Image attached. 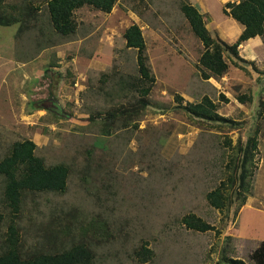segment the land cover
<instances>
[{"label": "rangeland", "instance_id": "1", "mask_svg": "<svg viewBox=\"0 0 264 264\" xmlns=\"http://www.w3.org/2000/svg\"><path fill=\"white\" fill-rule=\"evenodd\" d=\"M31 1L41 8L37 28L21 33L18 24L0 25V159L12 143L30 138L47 165L66 163L72 171L64 193L25 194L17 219L21 249L59 250L75 240L92 250L93 264H217L227 247L253 263L256 243L226 239L236 229L243 198L237 184L223 211L206 195L233 171L227 163L237 158L236 146L257 127L264 130V121L252 127L247 120L202 121L178 107V93L190 94L191 102L203 91L214 95L199 66L203 43L182 0H117L110 13L85 5L75 11L78 28L70 36L53 28L47 0ZM204 1L219 19L222 0ZM133 23L142 27L157 83L133 124L120 122L105 134L106 114L137 100L136 91L121 88L139 74L137 50L123 36ZM55 102L63 104L61 112ZM220 107L233 119L242 111L226 102ZM247 107L259 112L261 103ZM4 185L0 175V243L11 218ZM190 212L216 230L187 228L182 218ZM144 241L154 251L146 263L134 256Z\"/></svg>", "mask_w": 264, "mask_h": 264}, {"label": "trees", "instance_id": "2", "mask_svg": "<svg viewBox=\"0 0 264 264\" xmlns=\"http://www.w3.org/2000/svg\"><path fill=\"white\" fill-rule=\"evenodd\" d=\"M116 2L117 0H47L46 3L48 16L55 31L63 36H70L78 28L74 18L77 9L89 5L110 13ZM181 9L189 20L192 31L203 43L204 51L200 56L199 66L202 77L205 79L212 76L220 77L227 72L229 68L227 53L248 63L247 60L240 58L239 46L252 37L264 36V0H239V2L226 3L225 13L244 26L243 32L233 43L213 36L206 25L204 14L190 0H182ZM40 11L39 5L31 0L23 4H9L7 0H0V25L18 24L21 33L37 28ZM123 36L126 46L137 50L139 74L131 80L121 82V88L136 91L138 96L130 107L120 106L106 114L102 129L105 134L112 133V129L120 126V122L124 125L133 124L141 112L150 105V94L157 83V77L150 66L142 27L138 23H133L126 28ZM175 98L179 108L202 121L232 124L238 122L220 114L218 111L220 103L215 102L208 95L203 96L200 101H187L186 104L183 103L185 98L181 93L176 94ZM219 98L220 101L229 102V98L224 93H220ZM237 98L243 103L251 101V96L248 94H240ZM260 103L259 115L264 113V97L261 98ZM134 125L138 126V124ZM259 132L260 127H257L244 145L240 143L236 146L237 158H231L227 163V168L233 167V171H230L227 178L222 179L216 187L207 192L206 198L212 207L220 211L229 208L232 204L230 188L235 184L238 186L237 193L243 194L241 206L253 192L257 170L256 157L259 154ZM37 147L33 139L17 140L12 143L8 153L0 159V175L3 176L5 183V200L11 211L6 242L0 243V264H93L94 253L81 241L74 240L71 247L52 251L38 248L27 253L21 249L22 235L17 219L25 194L28 192L64 193L72 171L70 165L66 163L47 165L44 158L37 154ZM4 218L5 215L0 213V230ZM182 222L187 228L196 231L216 230L213 224L192 212L185 214ZM226 239L233 240L234 232L232 235H227ZM228 252L229 249L224 247L217 264H264V241L254 250L253 263L232 256ZM134 256L140 262L146 263L154 257V251L148 246L147 241H144L141 247L134 251Z\"/></svg>", "mask_w": 264, "mask_h": 264}, {"label": "crops", "instance_id": "3", "mask_svg": "<svg viewBox=\"0 0 264 264\" xmlns=\"http://www.w3.org/2000/svg\"><path fill=\"white\" fill-rule=\"evenodd\" d=\"M190 1L204 14L206 25L213 36L219 37L228 43H233L243 32L244 26L239 22L237 23L232 16L224 11L227 2H239V0H222L223 14H220L219 19L213 16L208 2L206 3L204 0ZM187 54L191 55L188 52ZM227 54L229 64L227 72L220 77L212 76L204 79L206 83L211 85L214 95L210 96L206 91H203L199 98L208 95L215 102H219L221 106L223 101H220L219 96L220 93H224L229 98L227 104L235 105V107L242 110L237 113L239 117L234 118V120L250 121V127H252L254 121H264V113L259 115L256 114L259 112H249L250 109L247 107L248 103L260 104L261 98L264 97V36L252 37L239 46L240 58L247 60L248 63L242 62L236 56ZM196 62H198V59H196ZM240 94L250 95L251 101L240 102L237 98ZM181 95L186 101L195 100L190 94L181 93ZM59 104L63 105L62 103ZM220 106L219 110L221 109ZM233 110L235 111L236 108H233ZM220 114L227 115L223 112H220ZM252 129L247 130L252 131ZM262 132L264 130L261 129L259 132L260 153L259 158H257L253 192L239 208L235 221L236 229L234 228L233 231L237 239L253 241L257 244L256 248L264 241V136Z\"/></svg>", "mask_w": 264, "mask_h": 264}, {"label": "water", "instance_id": "4", "mask_svg": "<svg viewBox=\"0 0 264 264\" xmlns=\"http://www.w3.org/2000/svg\"><path fill=\"white\" fill-rule=\"evenodd\" d=\"M55 104H56L58 107H57V108L55 107L54 110H56V111H58V112H61L62 109H63L62 106L59 104V102H56ZM50 109H51V107H50ZM52 109H53V108H52Z\"/></svg>", "mask_w": 264, "mask_h": 264}, {"label": "flooded vegetation", "instance_id": "5", "mask_svg": "<svg viewBox=\"0 0 264 264\" xmlns=\"http://www.w3.org/2000/svg\"><path fill=\"white\" fill-rule=\"evenodd\" d=\"M55 103H56V102H55ZM55 103H54L53 105H54V107H56V108H57L58 106H57Z\"/></svg>", "mask_w": 264, "mask_h": 264}]
</instances>
